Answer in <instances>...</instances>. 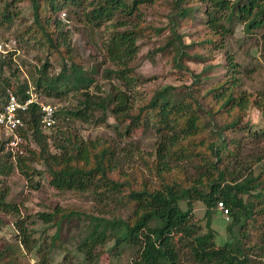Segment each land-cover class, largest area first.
<instances>
[{
  "label": "trees",
  "instance_id": "1",
  "mask_svg": "<svg viewBox=\"0 0 264 264\" xmlns=\"http://www.w3.org/2000/svg\"><path fill=\"white\" fill-rule=\"evenodd\" d=\"M20 1L2 0L0 30H11L24 14L17 10ZM27 1L30 24L19 37L35 43L48 56L60 58L62 67L52 75L53 63L47 60L37 75L31 76L33 83L29 79L19 83L15 78L20 70L14 68L13 57H0V108L6 105L10 92L22 101L29 98L31 89L38 97L80 98L75 106L57 110L56 124L50 129L44 127L37 104L22 114L27 127L24 137L33 139L39 150L30 149L29 156H18L16 163L8 154L7 163L0 164V174L9 176L18 168L29 181L47 176L48 186L60 192L91 193L104 210L99 216L85 215L90 222L76 250L87 264H96L104 254L100 248L111 242L133 249V264H264V172L255 176L252 161L241 159V141L232 134L252 129L244 117L257 102L240 88L239 64L229 51L226 78H214L206 88H202L208 82L204 74L213 66L196 73L186 64L187 60H203L200 49L212 60L225 48L226 38L234 35V22L247 25L250 33L264 30V0H170V35L158 51L174 48L173 68L186 71L194 82L184 92L176 86L160 88L137 108L129 94L138 81L132 63L139 39L150 28L134 20L141 16L142 7L157 0ZM198 10L205 35L187 44L179 29L192 23ZM62 13L81 15L80 21L95 28L115 20L111 38L105 43L109 61L116 67L105 70L108 91L95 80L96 68L87 71L83 67ZM190 49L195 52L192 56ZM109 117L116 119V128L123 125L119 131L123 138H131L140 129L156 130L155 157H142L146 171L132 164L130 151L122 159L123 148L106 140L67 135L66 127L74 121L105 125ZM44 129L52 130L56 139L64 138L55 144L56 152ZM252 133L255 138L260 136ZM123 163L134 167V173H127ZM40 187L39 181L36 188ZM7 198L8 193L0 191V229L13 221L15 242L0 238V264H23L32 254L38 256L37 264H49L54 250L66 248L60 235L63 224L80 214L60 207L52 213L38 212L41 222L56 229L52 236H47L49 230L41 234L45 236L42 240L27 225L20 206ZM182 201L187 203L186 211L180 206ZM196 202L207 208L205 228L195 220ZM219 203L231 218L230 239L221 247L212 228L213 217L221 211ZM124 209L131 210L126 219L116 214Z\"/></svg>",
  "mask_w": 264,
  "mask_h": 264
},
{
  "label": "rangeland",
  "instance_id": "2",
  "mask_svg": "<svg viewBox=\"0 0 264 264\" xmlns=\"http://www.w3.org/2000/svg\"><path fill=\"white\" fill-rule=\"evenodd\" d=\"M4 3L0 0V7ZM30 2L21 0L18 4L17 10L23 11L21 18L16 21L11 30H0V57L12 56L14 60V68H19L15 78L16 82L22 83L29 79L33 83L31 76L37 75V70L41 69L43 64L48 61L53 63L49 73L57 74L62 63L57 56H48L45 50L39 48L33 42H28L19 37L20 33L25 30L27 24H30L29 18L31 14L29 11ZM172 4L170 0H157L155 3L144 6L141 9V16L135 19V23L150 28L148 32L144 33L138 41L139 51L136 60L132 66L136 68L135 77L138 79L136 86L129 93L134 101L135 107L142 106L146 99L151 98L154 93L166 86H176L177 89L185 91V87L193 85L194 80L186 71L180 72L173 68L172 58L175 55L174 48L159 52L167 42V37L170 35L169 30V14L172 12ZM195 14L192 23L184 25L179 29L181 34L185 35V42L187 44L197 41L205 35L201 24V15ZM82 14V13H80ZM66 21V30L70 31L72 46L75 53L81 59L83 67L89 71L94 68L98 70L94 74L98 85L102 86L104 90H109V82L104 80L106 69H115L116 67L109 61L105 50V43L111 38L114 31L115 20L95 28L80 21L81 15H66L61 14ZM133 19V18H132ZM234 35L229 36L225 40V48L220 52H216L213 59L210 60L208 52L205 49H200V54L203 60H187L186 64L196 73H200L209 66H213L210 71L204 74L208 78V82L202 88H206L215 79H225L228 73L226 52L234 57L235 62L239 64L238 78L240 80V88L252 95L253 100L257 103L252 105L245 114L244 123H248L252 127L251 130L232 133L234 137L241 141V159H246V162L252 161L250 165L255 173L259 176L264 172V42L262 34L264 30H258L250 33L247 25L234 22ZM164 29L160 34L156 30ZM123 30V29H121ZM157 53L151 55L152 52ZM189 53L194 54V50L190 49ZM16 70V69H15ZM212 78V79H211ZM201 92V91H200ZM74 95L62 100L52 99L46 95L39 97L40 101L56 106L59 111L62 108H68L77 104V99ZM117 122L113 117L108 118V123L105 125H96L95 123H84L82 121H74L67 126V135L77 134L85 139H102L106 140L113 146L123 148L120 156L129 152L132 164L137 168L143 166L145 158L153 159L156 155V147L159 142L156 130L150 127L149 130L140 129L131 138H123L119 131L122 130L123 125L116 128ZM252 132H259L260 136L255 138ZM44 134L49 137V143L52 145V150L56 152L54 146L58 140L62 141L64 138L56 139L52 130H45ZM39 150L36 142L27 138L24 146V155L29 156V150ZM8 152H0V164L7 163ZM119 156L120 160L121 157ZM260 158V161L258 160ZM143 159V160H142ZM11 160V159H10ZM247 164V163H245ZM244 164V165H245ZM249 164V163H248ZM124 169L127 173L133 174L134 167L129 163H123ZM36 166V165H35ZM38 169L43 167L37 166ZM49 178L47 176L33 177L31 181L27 180L18 168H14L9 176L0 174V191L8 193L7 200L17 204L21 208V212L27 220V225L30 226L37 233V238L44 240L45 236L41 234L47 233V236H52L56 229L51 225H45L37 218L38 212L52 213L57 207L74 210L80 214V217L74 218L69 222H65L61 229V240L66 243V248L63 250H54L51 253L49 264H87L83 255L76 250V245L86 235V226L89 220L85 219V215L99 216L100 207L91 193L78 192H60L48 186ZM41 183L40 188H36L37 182ZM114 205L111 204V208ZM181 208L186 211L188 209L185 201L180 202ZM116 211V210H115ZM206 206L201 202H196L194 205L195 220L204 228L206 226ZM131 213L130 209L117 211V216L127 218ZM111 218V216L109 217ZM9 221V220H7ZM5 220L2 219V223ZM231 218L219 211L212 219V228L216 233V243L219 247L226 244L230 239L228 233V225ZM239 229V228H238ZM235 229V232L238 230ZM0 238H6L11 244L15 242L16 227L13 221L0 229ZM104 254L98 259L96 264H133V257L135 251L128 245L116 246L111 242L107 247L100 248ZM39 258L37 255H27L23 259V264H37Z\"/></svg>",
  "mask_w": 264,
  "mask_h": 264
},
{
  "label": "built area",
  "instance_id": "3",
  "mask_svg": "<svg viewBox=\"0 0 264 264\" xmlns=\"http://www.w3.org/2000/svg\"><path fill=\"white\" fill-rule=\"evenodd\" d=\"M28 94L29 98L21 101L10 92L6 105L0 108V150L8 152L15 163L18 156L24 155L27 142L24 137L27 127L22 114L27 113L33 104H37L43 113L44 127L50 129L56 124V106L40 101L33 89ZM219 210L228 214L223 203H219Z\"/></svg>",
  "mask_w": 264,
  "mask_h": 264
}]
</instances>
